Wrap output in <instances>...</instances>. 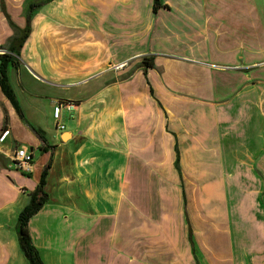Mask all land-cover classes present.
<instances>
[{
    "label": "crops",
    "instance_id": "crops-1",
    "mask_svg": "<svg viewBox=\"0 0 264 264\" xmlns=\"http://www.w3.org/2000/svg\"><path fill=\"white\" fill-rule=\"evenodd\" d=\"M24 1L3 0L19 28ZM160 1L31 16L6 68L24 120L0 88V264H28L16 217L47 164L43 264H264V0ZM12 33L0 9V49Z\"/></svg>",
    "mask_w": 264,
    "mask_h": 264
},
{
    "label": "trees",
    "instance_id": "trees-1",
    "mask_svg": "<svg viewBox=\"0 0 264 264\" xmlns=\"http://www.w3.org/2000/svg\"><path fill=\"white\" fill-rule=\"evenodd\" d=\"M51 0H41L39 2H32L31 0H25L23 5V10L26 17V24L23 28L17 27L12 20L10 19L9 15L7 14L3 0H0V9L2 13L5 15L9 26L12 28L13 33L8 38L7 46L4 49V53L0 54V88L3 94L7 97V99L12 104L13 108L15 109L17 115L24 120L23 113L21 108L19 107L15 94L13 93L6 77V68L9 65H16L17 60L16 57L19 56L21 47L29 35L30 32V18L43 3L49 2ZM162 7V3L160 0H153L152 10L156 12L158 8ZM139 66L145 72L146 69L153 67V57L152 56H144L140 60ZM7 123V116L4 114L3 119V126L2 130L6 129ZM175 160L174 165L177 170H179L178 166V153L175 149ZM49 164H47L41 173L39 182L36 188L30 192L29 194V201L28 203L18 212L16 217V233H17V241L19 245V249L22 252L23 256L25 257L28 264H43L41 257L37 248L33 245L31 241V237L28 231V220L29 218L35 214L40 207L46 201V193L44 191V184H45V177L47 174ZM189 240L191 245L193 246L191 232H189Z\"/></svg>",
    "mask_w": 264,
    "mask_h": 264
},
{
    "label": "built area",
    "instance_id": "built-area-1",
    "mask_svg": "<svg viewBox=\"0 0 264 264\" xmlns=\"http://www.w3.org/2000/svg\"><path fill=\"white\" fill-rule=\"evenodd\" d=\"M2 53H4V50L0 49V54H2ZM58 117H59V114H58V112L56 110L54 112V114H53V118L55 120H57ZM57 127L59 129H63L64 128V126L62 124H59V123L57 124ZM7 133H8L7 130L1 131V133H0V141H2L5 138V136H7ZM31 160H32L31 153L28 152L27 149L24 148V147L17 148L14 151L13 155H12V162H13L14 166L16 168H19V169H21L23 171H26V172H28L30 170Z\"/></svg>",
    "mask_w": 264,
    "mask_h": 264
},
{
    "label": "rangeland",
    "instance_id": "rangeland-1",
    "mask_svg": "<svg viewBox=\"0 0 264 264\" xmlns=\"http://www.w3.org/2000/svg\"><path fill=\"white\" fill-rule=\"evenodd\" d=\"M36 157H37V154H36Z\"/></svg>",
    "mask_w": 264,
    "mask_h": 264
}]
</instances>
